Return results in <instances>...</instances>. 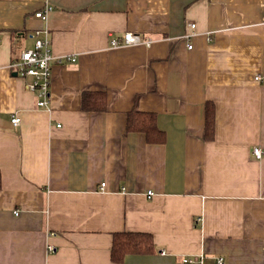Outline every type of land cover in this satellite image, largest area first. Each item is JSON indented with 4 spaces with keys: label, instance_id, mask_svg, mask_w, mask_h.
I'll return each mask as SVG.
<instances>
[{
    "label": "crops",
    "instance_id": "0c3cea01",
    "mask_svg": "<svg viewBox=\"0 0 264 264\" xmlns=\"http://www.w3.org/2000/svg\"><path fill=\"white\" fill-rule=\"evenodd\" d=\"M36 30L77 59L53 65L50 111L10 68ZM128 32L153 43L112 46ZM133 110L164 144L127 132ZM0 174V264H119L124 231L155 253L121 264H264V0H0Z\"/></svg>",
    "mask_w": 264,
    "mask_h": 264
},
{
    "label": "built area",
    "instance_id": "2783aa9c",
    "mask_svg": "<svg viewBox=\"0 0 264 264\" xmlns=\"http://www.w3.org/2000/svg\"><path fill=\"white\" fill-rule=\"evenodd\" d=\"M51 9H46V11L38 12L35 14L36 18L46 20ZM189 27L193 30L196 28L195 24H189ZM192 37L191 33H188L185 38L190 39ZM32 38L34 39V46L30 49H24L20 52V55L14 60L10 68L22 79H30V82L27 83V89L37 96L38 102L37 105L41 109L50 111V87L52 82V69L55 64H64V63H75L76 57H63L55 56L52 52V41L50 39L48 30H37L33 33ZM153 40L151 37H142L139 34H134L128 32L125 34L123 40H112L113 47L119 46H136V45H145L147 47L151 46ZM189 49L193 48V45L188 46ZM260 79V77H257ZM12 123L14 125L20 124V119L17 115L12 118ZM253 154L257 159H261L263 152L260 148L256 147L253 150ZM104 187L105 184L103 183ZM154 195L153 192L148 193V197L151 198ZM18 215V212H16ZM54 249L52 246H49V252H52ZM165 255V252H162ZM206 257L200 255L197 257H186L183 259L185 264H205ZM215 264H225L224 257H218L215 261Z\"/></svg>",
    "mask_w": 264,
    "mask_h": 264
},
{
    "label": "trees",
    "instance_id": "16d2710c",
    "mask_svg": "<svg viewBox=\"0 0 264 264\" xmlns=\"http://www.w3.org/2000/svg\"><path fill=\"white\" fill-rule=\"evenodd\" d=\"M83 109L86 111H105L107 97L102 92L86 93L83 98ZM127 132L143 133L150 144H164L165 133L158 128L157 115L154 112L137 110L129 113ZM215 133V105L211 101L206 103L205 110V138L211 140ZM2 178L0 174V189ZM155 253V244L151 234L140 232L114 233L111 249V260L114 263H124L130 255H151Z\"/></svg>",
    "mask_w": 264,
    "mask_h": 264
},
{
    "label": "bare ground",
    "instance_id": "6f19581e",
    "mask_svg": "<svg viewBox=\"0 0 264 264\" xmlns=\"http://www.w3.org/2000/svg\"><path fill=\"white\" fill-rule=\"evenodd\" d=\"M42 12V11H41ZM36 14V13H35ZM37 31V30H36ZM36 31H34V33L36 32ZM33 35V34H32ZM32 35H31V37H32ZM35 42V41H34ZM34 46V45H33ZM33 48V47H32ZM27 49V48H26ZM28 49H30V48H28ZM24 50V49H23ZM20 55V54H19ZM52 73H53V69H52ZM17 75V74H16ZM38 106V105H37ZM20 119V118H19Z\"/></svg>",
    "mask_w": 264,
    "mask_h": 264
}]
</instances>
